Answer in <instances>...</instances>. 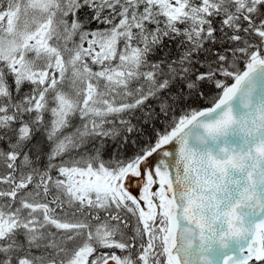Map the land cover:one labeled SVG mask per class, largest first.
<instances>
[{
	"label": "snow or ice",
	"instance_id": "obj_1",
	"mask_svg": "<svg viewBox=\"0 0 264 264\" xmlns=\"http://www.w3.org/2000/svg\"><path fill=\"white\" fill-rule=\"evenodd\" d=\"M0 264H264V0H0Z\"/></svg>",
	"mask_w": 264,
	"mask_h": 264
}]
</instances>
